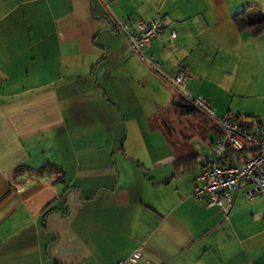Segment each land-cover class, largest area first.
I'll list each match as a JSON object with an SVG mask.
<instances>
[{
  "label": "crops",
  "instance_id": "obj_1",
  "mask_svg": "<svg viewBox=\"0 0 264 264\" xmlns=\"http://www.w3.org/2000/svg\"><path fill=\"white\" fill-rule=\"evenodd\" d=\"M245 8L264 0H0V264H114L136 248L134 264H264V195L205 206L200 168L173 163L206 156H178L149 124L152 103L181 115V62L216 114L264 124V29H238ZM128 17L162 19L143 49L160 71L107 30Z\"/></svg>",
  "mask_w": 264,
  "mask_h": 264
},
{
  "label": "built area",
  "instance_id": "obj_2",
  "mask_svg": "<svg viewBox=\"0 0 264 264\" xmlns=\"http://www.w3.org/2000/svg\"><path fill=\"white\" fill-rule=\"evenodd\" d=\"M110 19L113 30L125 38L130 51L147 67L160 71L161 62L152 54L145 55L143 49L150 47L155 38L161 37L164 30L162 19ZM170 36H176L175 30L170 31ZM188 71V64L179 63L170 79L172 85L188 103L206 113L216 125L205 136V142L213 148V154L202 160L192 194L205 206L219 207L227 214L239 188L242 187L246 200L264 195V124L254 121L248 126L232 116L216 114L206 98L186 91ZM141 257V250L136 248L128 257L114 264H134ZM72 264L91 263L80 260Z\"/></svg>",
  "mask_w": 264,
  "mask_h": 264
},
{
  "label": "rangeland",
  "instance_id": "obj_3",
  "mask_svg": "<svg viewBox=\"0 0 264 264\" xmlns=\"http://www.w3.org/2000/svg\"><path fill=\"white\" fill-rule=\"evenodd\" d=\"M197 111L196 115H177L168 106L152 103L149 106V124L152 128H161V122L164 123L163 133L178 156H210L213 154V148L205 142L204 131L206 129L207 136L216 125L206 113L199 109Z\"/></svg>",
  "mask_w": 264,
  "mask_h": 264
},
{
  "label": "trees",
  "instance_id": "obj_4",
  "mask_svg": "<svg viewBox=\"0 0 264 264\" xmlns=\"http://www.w3.org/2000/svg\"><path fill=\"white\" fill-rule=\"evenodd\" d=\"M232 19L234 24L238 27L240 30L251 28L255 25H259L258 31H261L264 29V13H256L253 16H249L246 12V8L239 10L235 12L232 15ZM175 111L178 114H198L197 108L192 106L190 103H188L182 96L179 98L178 102L175 103ZM200 160L197 155H191L187 156L181 159L176 160L173 163V175H177L179 173H190L195 171L196 169L201 168V164H199ZM23 167L20 165L17 167L18 169H21ZM46 169L52 170L56 169V165L53 163H46L44 165H41L37 168L38 172L45 171Z\"/></svg>",
  "mask_w": 264,
  "mask_h": 264
},
{
  "label": "water",
  "instance_id": "obj_5",
  "mask_svg": "<svg viewBox=\"0 0 264 264\" xmlns=\"http://www.w3.org/2000/svg\"><path fill=\"white\" fill-rule=\"evenodd\" d=\"M108 24H109V28H108L107 30H112V31H114V30H113V23H112V21H111L110 18L108 19ZM115 33H117V32L115 31ZM117 34H118V33H117Z\"/></svg>",
  "mask_w": 264,
  "mask_h": 264
}]
</instances>
